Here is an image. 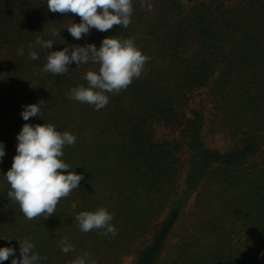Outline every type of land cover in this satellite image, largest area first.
Instances as JSON below:
<instances>
[{"label": "trees", "instance_id": "1", "mask_svg": "<svg viewBox=\"0 0 264 264\" xmlns=\"http://www.w3.org/2000/svg\"><path fill=\"white\" fill-rule=\"evenodd\" d=\"M151 3L148 11L132 0L127 28L92 29L76 40L64 27L79 23V16L53 13L46 0H0V142L6 150L0 162V247H14L16 258L19 240L27 238L40 264H73L86 256L96 264H117L135 247L132 264H159L196 194L207 212L193 214L167 264H254L253 246L264 244V0ZM108 36L132 39L148 59L142 75L108 93L109 103L98 111L69 98L72 89L87 86L84 75L98 64L74 62L57 75L42 70L48 50L36 46L39 58L29 57L37 38L52 40L49 51H55L99 46ZM38 102L40 117L24 121L23 107ZM25 123L54 124L76 137L62 160L84 178L46 220H28L7 196L4 173ZM158 126L168 133L160 137ZM218 132L227 135L225 145L207 140ZM101 207L113 214L115 236L82 232L74 219ZM64 238L74 251L61 250Z\"/></svg>", "mask_w": 264, "mask_h": 264}, {"label": "clouds", "instance_id": "2", "mask_svg": "<svg viewBox=\"0 0 264 264\" xmlns=\"http://www.w3.org/2000/svg\"><path fill=\"white\" fill-rule=\"evenodd\" d=\"M46 5L53 13H72L80 17L79 23L73 22L64 27L76 40L82 39L92 29L107 32L114 25L127 28L133 13L132 0H46ZM141 6L148 11L152 10L151 0H141ZM56 34L54 31L53 35ZM53 45L52 40L42 38H37L30 45L29 57L32 60L39 58V53L34 50L36 46L48 50L47 62L42 69L45 73L64 74L74 62L77 66L89 62L99 65L98 70H89L84 75L87 86L80 85L69 94L70 99L93 105L97 111L109 103L108 93H119L134 78L142 75L148 59L130 38L121 40L108 36L99 46L89 43L86 46L49 51ZM18 54L23 55L24 50L20 49ZM21 116L24 121H28L30 117H40L39 102L25 105ZM17 141L12 165L4 173V179L10 185L7 196L19 204L20 211L28 220L41 215L46 220L56 213L59 200L80 188V182L84 178L82 173L62 160L64 147L74 145L76 137L69 131L61 133L54 124L25 123L17 134ZM5 155V144L0 142V162ZM72 207L75 208L76 204ZM74 219L78 222L80 231L85 233L94 229L100 230L99 234L104 236H115L117 233L112 224L113 214L104 207L95 211H81ZM19 243L20 258L15 257L14 247H0V264L10 256L13 257L11 264H40L42 257L34 251L35 244L27 238L19 240ZM60 243L64 253L74 251L67 238ZM73 264L96 262L86 256L76 258Z\"/></svg>", "mask_w": 264, "mask_h": 264}, {"label": "rangeland", "instance_id": "3", "mask_svg": "<svg viewBox=\"0 0 264 264\" xmlns=\"http://www.w3.org/2000/svg\"><path fill=\"white\" fill-rule=\"evenodd\" d=\"M157 131H158V134L160 137H162L163 134L168 133V130L165 129L164 127H161V126L157 127ZM206 138L208 141L211 142V144L212 143H215V144L218 143L220 145H225L227 135L224 133H220V132H218L216 134L208 133ZM181 179L182 180H181L180 186H183L184 185L183 178H181ZM180 190L181 189H179V191ZM199 211L206 213L207 208L205 210H200L199 206L197 205V195L193 194L189 198V200L186 204V207L184 209V213H183L181 220L179 221L176 229L174 230V232L171 234V236L168 239V244L165 247V250L163 251V253L160 257L161 260H160L159 264H167L170 261L171 256H172V253H171L172 246L178 242V240H179V238L183 232V229L188 228L190 226V224L193 222V217H194L193 214L195 212H199ZM205 216H208V214H205ZM162 219H163V216H161L159 218V222L157 223V227L160 225V222L162 221ZM242 233L244 236L245 231H243ZM144 241L145 240H143L142 242H144ZM149 242H150V239L147 240V243H149ZM252 254L254 256V264H264V244L259 243L255 246H253ZM137 257H138V252H137L136 247H135L132 251L123 254V256L120 259V263H117V264H132L137 259ZM109 264H116V261L115 262L111 261V262H109Z\"/></svg>", "mask_w": 264, "mask_h": 264}]
</instances>
